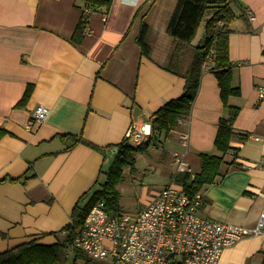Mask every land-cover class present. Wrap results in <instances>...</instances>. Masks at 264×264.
Returning a JSON list of instances; mask_svg holds the SVG:
<instances>
[{
  "label": "crops",
  "instance_id": "1",
  "mask_svg": "<svg viewBox=\"0 0 264 264\" xmlns=\"http://www.w3.org/2000/svg\"><path fill=\"white\" fill-rule=\"evenodd\" d=\"M177 2L111 0L108 9L91 12L74 39L86 9L81 0H0V129L5 131L0 138V253L30 241L62 240L75 206L87 203L104 181L113 146L124 140L129 125L151 123L159 108L182 94L184 79L165 68L184 73L201 41L177 44L167 33ZM230 8L236 18L229 25L228 57L232 86L240 93L229 97L228 105L238 112L232 150L223 157L224 174L202 187L199 214L253 226L264 207V168L257 165L264 155V99L257 97V88L264 86V0H233ZM142 22L149 58L136 41ZM207 70L188 119L154 150L148 146L135 153L133 170L125 169L130 179L147 167L152 175L166 169V186L181 187L172 179L178 175L171 163L174 153H184L194 173L200 170V154L218 153L213 142L226 111L214 73ZM29 85L26 103L18 106ZM39 105L50 113L27 129ZM182 132L188 134L187 149L179 142ZM67 135L88 145L69 148L73 138ZM263 263L264 234L226 247L217 262Z\"/></svg>",
  "mask_w": 264,
  "mask_h": 264
},
{
  "label": "trees",
  "instance_id": "2",
  "mask_svg": "<svg viewBox=\"0 0 264 264\" xmlns=\"http://www.w3.org/2000/svg\"><path fill=\"white\" fill-rule=\"evenodd\" d=\"M84 9H90L91 12L99 11L102 8H109L111 0H81ZM233 0H178L176 8L169 20L167 33L177 44L187 45L193 40L196 31L206 17L204 29V41L202 45L194 48V57L192 63L184 73L174 71L172 68L165 70L180 76L184 79V90L182 94L166 102L152 117V138L149 142L138 147L130 146L123 140L120 144L113 146L117 149L113 155V161L104 173V181L101 182L94 193L90 196L87 203L83 206L76 205L71 214V223L64 227L65 237L52 245H42L34 241L22 244L16 248L0 253V264H63L67 254L71 251H79L72 248L73 238L76 230L82 225L84 218L90 208L97 202H102L105 209L111 213L122 211L120 207V192L118 186L123 180V171L126 168L133 170L135 164V153L141 152L144 147L153 146L157 148L163 143L170 133L178 130L184 123L190 113L199 88L200 79L203 70L214 73L219 89V97L222 102L226 115L218 121L217 132L214 138L213 146L217 154H200V170L191 177L189 174L173 175L175 183L181 185L182 190L189 196L200 193L204 185L212 184L219 177L223 176L222 171L223 157L232 150L230 145L233 138L232 123L238 112V109L228 105V99L231 96H239V89L232 86V69L228 57V35L231 32L229 25L236 18L230 8ZM84 14V12H83ZM82 14V16H83ZM79 20L74 39L82 35L85 23ZM88 18V17H87ZM88 20V19H87ZM222 21L223 25L219 26ZM147 26L144 22L141 24L140 33L136 39L141 49V54L149 58L151 48L146 41ZM212 50L211 62L204 66L205 60ZM32 86H27L18 106L26 103ZM185 131V130H184ZM5 131L0 129V138ZM73 138L69 148L78 143H88L82 138L75 136H65ZM93 147V146H91ZM101 150V148L94 147ZM26 179V176L23 177ZM264 264V263H263Z\"/></svg>",
  "mask_w": 264,
  "mask_h": 264
},
{
  "label": "built area",
  "instance_id": "3",
  "mask_svg": "<svg viewBox=\"0 0 264 264\" xmlns=\"http://www.w3.org/2000/svg\"><path fill=\"white\" fill-rule=\"evenodd\" d=\"M85 9L81 22L88 21ZM87 25V23L85 24ZM223 22H219V26ZM87 35L90 30L85 29ZM212 50L204 66L211 62ZM258 99H264V86L257 88ZM50 110L37 106L26 124L27 129L43 123ZM150 122L133 121L124 140L138 147L152 138ZM179 142L188 147V134H179ZM151 149L155 148L151 146ZM171 163L175 174L194 176L184 153H174ZM257 165L264 168V155ZM203 206L200 193L189 196L178 185L162 188L154 199L137 213L108 212L102 202L95 203L76 230L72 248L106 264H217L222 251L243 238L264 231V207L253 228H242L211 220L199 214Z\"/></svg>",
  "mask_w": 264,
  "mask_h": 264
},
{
  "label": "rangeland",
  "instance_id": "4",
  "mask_svg": "<svg viewBox=\"0 0 264 264\" xmlns=\"http://www.w3.org/2000/svg\"><path fill=\"white\" fill-rule=\"evenodd\" d=\"M206 20L207 18L205 17L200 23L198 33H196L193 38L194 43L196 42V40H199L200 38L201 41L200 44L201 45L203 44L205 35L204 33L203 34L201 33L205 29ZM199 33L201 34V36L199 35ZM196 45H198V43H196ZM183 148L185 149L186 147ZM144 161H146L145 158ZM167 168L170 167L167 166ZM123 173L125 178L123 179L122 184H120L121 187L119 190L121 192V195L119 201L120 204L123 206V210H124L123 212L130 215L137 213L138 209L142 208V206L147 201L148 197H151L153 195L154 191L162 187H165L168 184L169 171L166 169L161 170V173H155L152 175L149 173V167H147L144 172L135 173L134 179H130V175H132L130 170L124 169ZM256 223L253 226H255ZM234 226H238V225H234ZM253 226H239V227L253 228ZM262 234H264V231L261 234L252 235L249 237L260 236ZM70 250L71 251L67 254L63 264H106L107 263L106 261L101 259H92L88 257L81 250L77 249L80 255H77L76 252L73 251L72 249Z\"/></svg>",
  "mask_w": 264,
  "mask_h": 264
},
{
  "label": "water",
  "instance_id": "5",
  "mask_svg": "<svg viewBox=\"0 0 264 264\" xmlns=\"http://www.w3.org/2000/svg\"><path fill=\"white\" fill-rule=\"evenodd\" d=\"M116 151H117V149H113V152H112V153H113V154H115V153H116Z\"/></svg>",
  "mask_w": 264,
  "mask_h": 264
}]
</instances>
